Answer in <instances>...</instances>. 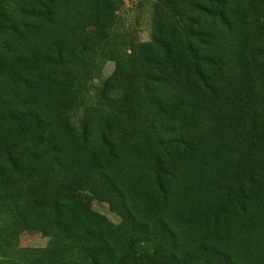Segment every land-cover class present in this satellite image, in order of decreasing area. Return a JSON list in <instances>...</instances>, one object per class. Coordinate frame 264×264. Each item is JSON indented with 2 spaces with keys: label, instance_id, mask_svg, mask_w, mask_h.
Segmentation results:
<instances>
[{
  "label": "trees",
  "instance_id": "trees-1",
  "mask_svg": "<svg viewBox=\"0 0 264 264\" xmlns=\"http://www.w3.org/2000/svg\"><path fill=\"white\" fill-rule=\"evenodd\" d=\"M123 10L0 0V264H264V0Z\"/></svg>",
  "mask_w": 264,
  "mask_h": 264
},
{
  "label": "rangeland",
  "instance_id": "rangeland-1",
  "mask_svg": "<svg viewBox=\"0 0 264 264\" xmlns=\"http://www.w3.org/2000/svg\"><path fill=\"white\" fill-rule=\"evenodd\" d=\"M153 0H123L124 10L121 17L125 27H135L137 38L140 41H147L150 33L151 4ZM113 69V64L108 62L103 71V76H107ZM94 210L105 215L114 223L119 222V218L110 212L108 206L103 203L91 201ZM47 243V239L40 234L23 233L20 236L19 245L21 247H42Z\"/></svg>",
  "mask_w": 264,
  "mask_h": 264
}]
</instances>
